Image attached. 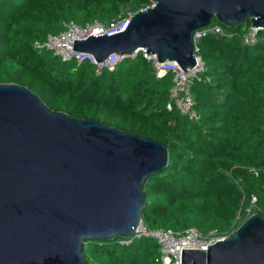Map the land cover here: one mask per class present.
<instances>
[{"label":"trees","instance_id":"obj_1","mask_svg":"<svg viewBox=\"0 0 264 264\" xmlns=\"http://www.w3.org/2000/svg\"><path fill=\"white\" fill-rule=\"evenodd\" d=\"M148 4L0 0V83L24 85L53 110L167 146V168L142 186L146 231L182 233L194 227L204 235H231L249 215L264 214V29L252 45L240 40L249 22L224 30L230 37L209 31L196 41L204 64L190 87L198 120L166 109L172 75L157 77L139 53L97 75L88 62L62 61L34 46L59 33L65 22L107 23L123 10L136 12ZM82 253L88 264H161L158 243L144 234L86 240Z\"/></svg>","mask_w":264,"mask_h":264},{"label":"water","instance_id":"obj_2","mask_svg":"<svg viewBox=\"0 0 264 264\" xmlns=\"http://www.w3.org/2000/svg\"><path fill=\"white\" fill-rule=\"evenodd\" d=\"M125 30L74 40L97 62L146 49L158 62L195 65L193 34L213 20L264 29V0H150ZM151 137L53 110L28 87L0 83V264H88L86 240L144 229L143 183L167 168ZM178 242L180 264H264V214L211 243Z\"/></svg>","mask_w":264,"mask_h":264},{"label":"built area","instance_id":"obj_3","mask_svg":"<svg viewBox=\"0 0 264 264\" xmlns=\"http://www.w3.org/2000/svg\"><path fill=\"white\" fill-rule=\"evenodd\" d=\"M146 5L144 8L150 6ZM134 12L121 11L119 15L107 23H102L98 20L87 22L84 25H78L74 21L65 22L63 29L54 35H48L42 42H34V46L39 49H46L54 56H57L62 61L74 60L77 63L88 62L95 66V73L100 74L103 69L113 70L115 65L126 58H133L138 53L149 61L155 70L156 76L161 77L166 73L172 75V85L168 91V100L166 102V109L169 111L177 110L180 114L187 116L191 120H198L199 113L195 110L193 99L191 95V84L194 80L199 79V74L204 69L203 61L197 54L196 41L199 40L206 32L213 31L220 35L232 36L227 34L223 27L218 24H210L205 28L197 30L193 34L195 65L187 68L186 72L179 66L176 61L158 62L155 54L146 53V49L142 48L138 52L130 55L111 53L101 62H97L94 56L90 53L73 50L74 40H82L90 35L115 34L125 30ZM258 27H249L240 34V40L243 44L252 45L257 42ZM144 234L153 237L159 246L160 262L161 264H180L181 257L175 252L178 242H188V245L205 243V248L215 241L223 237H217L213 232L208 235L202 234L196 228L191 227L184 232H174L172 230L153 229L146 231L140 229L136 235ZM225 237V236H224Z\"/></svg>","mask_w":264,"mask_h":264},{"label":"rangeland","instance_id":"obj_4","mask_svg":"<svg viewBox=\"0 0 264 264\" xmlns=\"http://www.w3.org/2000/svg\"><path fill=\"white\" fill-rule=\"evenodd\" d=\"M224 30H225L226 32H228L229 29H228V27H225V26H224Z\"/></svg>","mask_w":264,"mask_h":264}]
</instances>
